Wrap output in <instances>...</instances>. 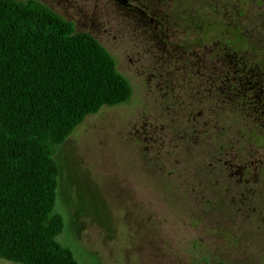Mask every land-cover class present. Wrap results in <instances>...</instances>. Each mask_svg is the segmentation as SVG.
Masks as SVG:
<instances>
[{
    "label": "rangeland",
    "instance_id": "obj_1",
    "mask_svg": "<svg viewBox=\"0 0 264 264\" xmlns=\"http://www.w3.org/2000/svg\"><path fill=\"white\" fill-rule=\"evenodd\" d=\"M40 1L96 36L133 87L130 100L87 115L58 147L55 211L65 226L57 241L80 264H264V129L219 101L191 98L195 90L184 83L194 55L181 43L198 38L201 61H215L212 46L240 55L239 29L207 23L210 46L197 29L184 34L172 3ZM227 9L228 27L240 25L253 46L264 42V0ZM249 51L264 65V54ZM251 155L259 162L238 174ZM0 264L22 263L0 257Z\"/></svg>",
    "mask_w": 264,
    "mask_h": 264
},
{
    "label": "trees",
    "instance_id": "obj_2",
    "mask_svg": "<svg viewBox=\"0 0 264 264\" xmlns=\"http://www.w3.org/2000/svg\"><path fill=\"white\" fill-rule=\"evenodd\" d=\"M212 23L223 25L221 20ZM233 34L242 40L246 58L255 60L245 34ZM204 36L199 41L206 42ZM257 49L264 54V42ZM132 95L116 58L92 33L77 30L40 0H0L1 258L80 264L57 241L65 222L55 211L56 153L87 115Z\"/></svg>",
    "mask_w": 264,
    "mask_h": 264
},
{
    "label": "flooded vegetation",
    "instance_id": "obj_3",
    "mask_svg": "<svg viewBox=\"0 0 264 264\" xmlns=\"http://www.w3.org/2000/svg\"><path fill=\"white\" fill-rule=\"evenodd\" d=\"M122 3H131V0H119ZM135 2H142L143 0H133ZM161 3H172L177 5L173 12V18L177 21L178 26L184 30L185 35H193V31L197 29V32L201 35H206L209 37L211 35V29L206 30V24L212 23V20H221L223 24L225 19H227V4L229 3H244L247 0H159ZM212 4L214 6H212ZM204 8H203V6ZM205 5L209 6L207 10ZM218 6V8H215ZM218 9V11H217ZM231 10H234L233 8ZM242 15L241 12L232 13V19L238 18ZM154 19V18H152ZM192 21V25L190 22ZM194 23V24H193ZM166 24V23H165ZM164 24H162L163 26ZM183 26V27H182ZM236 28L239 29L240 35L243 36L242 27L236 24ZM206 30V31H205ZM191 33V34H190ZM207 45H210V39L207 38ZM217 39H215L216 41ZM197 39L188 40L187 44L181 43V48L183 51L191 52L193 59L186 61L184 67L188 68L189 74L187 76V81L184 82L188 84L190 89L195 90L193 99H210L212 101H219V104L225 106L224 108H229L232 114L237 116L251 117V120L255 121V126L258 129H264V78L255 77L256 73H264V65L259 67V64L254 59H247V54L244 53L243 48L241 49V54L231 55L229 53L220 54L221 51L218 46H212L211 48V58H216L215 61H201L198 59L197 54L194 49L198 46L196 43ZM201 42V41H200ZM205 43V42H204ZM254 47V46H253ZM252 47V48H253ZM251 47H249L250 49ZM257 49V46H255ZM247 49V50H249ZM247 52V51H246ZM190 56V54H188ZM240 57V58H239ZM188 74V71L185 72ZM197 74V76H193ZM202 74V75H201ZM201 75V76H200ZM163 91L165 93H170L176 95V99H180L179 92L175 93L169 91L166 86L169 81H162ZM168 92H167V91ZM179 95V96H178ZM231 105V106H228ZM213 105V107H212ZM219 106V105H217ZM222 106H219L222 108ZM220 108V109H221ZM205 110V108H203ZM213 114H218V108H215V104H211L208 108ZM192 114V111H190ZM206 114L203 111L198 112L194 115ZM254 155L248 158V161L244 162L240 166V172L238 174H247L245 172L250 169L256 161ZM222 161V160H221ZM261 164V163H257ZM251 166V167H250ZM253 169V167H252Z\"/></svg>",
    "mask_w": 264,
    "mask_h": 264
}]
</instances>
